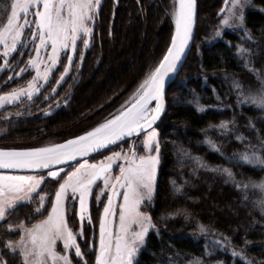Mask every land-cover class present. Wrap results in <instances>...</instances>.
Listing matches in <instances>:
<instances>
[{
	"label": "trees",
	"instance_id": "1",
	"mask_svg": "<svg viewBox=\"0 0 264 264\" xmlns=\"http://www.w3.org/2000/svg\"><path fill=\"white\" fill-rule=\"evenodd\" d=\"M153 1L155 0H119L115 17L112 18L110 12L114 3L113 0H109L108 6L102 13L104 21L102 33L95 32L94 43L85 53L81 69L78 68V71L73 73V75L78 73L80 77L75 79L77 82H74L73 78L68 80L69 85L74 86V91L67 106L60 108L53 116L43 119L38 115L18 118L12 116L11 119H6L2 125L3 128L8 129L4 142L7 144L11 142L9 145L15 147L40 145L27 143H31L43 134V129L37 130L42 127H52L49 132L51 135L68 137L70 136L68 133L76 132L72 134L73 136L93 126L100 118L108 115L112 108L117 107L122 98L158 64L170 43L173 32V23L169 14L171 0H163L160 8L158 3ZM3 3L4 0H0V5ZM203 6L206 11L204 3ZM132 18L135 22L133 25L137 24L133 28L135 34H138L141 40L138 38L130 40L132 43H127L126 47L116 52L117 49L113 50L111 47L112 42L115 39L118 46L121 44L122 39L126 38L125 35L132 28ZM148 21L151 23L147 24ZM2 22L3 14L0 13V23ZM202 26L205 27L200 22L196 42L201 40ZM245 26L252 37L251 41L245 40V33L237 29L226 30L220 39L211 43L201 41V49L197 50L198 56L192 53L168 88L167 111L158 124L162 151L154 199L150 204L145 203L160 233L157 235L154 231L150 232L147 246L138 256L139 264H189V261L196 257H199L203 264H242L240 259L232 256L233 251L241 252L243 258L251 260L252 264L264 261V212L257 203L260 199H264V192L253 188L251 183L247 189L238 190L227 174L212 170L213 168L230 169L235 180L241 183L251 181L258 184L264 181V167L249 166L228 159L234 153L238 155L253 148L264 158V109L254 105L249 106L252 104L249 101L244 105L238 103L244 101L245 97L261 94L262 81H264V0L251 1L250 7L245 12ZM123 28H126L125 34ZM161 30L165 31V35L162 33L165 40L156 53L153 50L149 51L154 45L150 44L151 39L160 38ZM146 40L149 45H146L144 51L151 52L152 55L146 53V56L142 54L138 56L137 75H121L120 85L126 88L124 91L120 93L119 88L112 87L102 95L101 101L96 97L102 89L101 82L89 96L83 94L88 86L76 96L83 79L89 81L87 77L94 69L100 66L102 69L104 66L102 49L105 48V53L109 56V63L107 68L104 67V72L113 75L118 71L121 59L123 61L133 59V56L130 59L127 57L129 47L132 48L138 43L142 45ZM225 41L231 42V46ZM238 46L248 51L243 56H238L236 55ZM112 51H114V59L116 58L114 62L110 60ZM193 51L195 52L196 49L194 48ZM245 61H248L247 66ZM252 68L258 70L260 80L249 70ZM205 77H207L206 82ZM233 80L241 83L240 91L232 86ZM3 90L1 88L0 91ZM68 92L67 85H62L59 92L47 101L54 102L60 99L62 102L69 97H65ZM197 97L204 111L197 110L195 103ZM109 99V103H105ZM89 102H92L91 107L94 108L105 103L106 110L101 117L83 128L85 112L91 109L87 105ZM72 103L75 104V118H71L64 111ZM70 119L75 121L70 123ZM221 121H234V124H229L232 130L225 135H221L220 129L210 127L219 125ZM41 122L46 124L38 126ZM250 124L253 127H250ZM237 135H242L246 139L243 142L237 141ZM206 137L220 149L223 156L205 142ZM15 143L18 144L14 145ZM188 153L192 157H200L209 167L197 168ZM177 187L181 190L177 191ZM203 195L216 198L220 196L225 201L224 208L218 212L219 214L210 212L208 200L204 203L205 206L200 203ZM46 208L48 209L49 205ZM233 212L236 216L232 215ZM25 213V210L21 213L17 209L10 213L11 216L16 217L13 221L6 219L0 222V247H4L7 240L19 237V232H11L7 229L9 225L20 224ZM201 225L207 229L206 232L200 231ZM213 241H219L223 247L213 244ZM245 242L249 246H246ZM1 254L8 264H21L18 252ZM90 262L91 264L94 262L92 255L89 257Z\"/></svg>",
	"mask_w": 264,
	"mask_h": 264
},
{
	"label": "snow or ice",
	"instance_id": "2",
	"mask_svg": "<svg viewBox=\"0 0 264 264\" xmlns=\"http://www.w3.org/2000/svg\"><path fill=\"white\" fill-rule=\"evenodd\" d=\"M250 0H224V6L218 15L223 14L220 27L217 29L216 37H222L221 29H237L245 33L244 39L251 41L252 37L245 26V4ZM101 0H4L0 5V13L3 14V22L0 23V72L9 68L8 60L18 51V46H27L29 41L22 37L27 29L31 33L33 48L29 59L19 72L8 77V81L21 78L23 74L34 71L24 86L14 88L9 92L0 94V108L12 105L27 97L33 100L42 89L51 83L58 65L64 64L63 71L56 79V85L60 86L66 81L73 71L72 65L77 55L78 40L82 41L83 48L88 49L90 38L93 34L95 17L98 15ZM196 15V0H175L172 12L175 31L170 38L162 58L158 64L150 69L142 81L138 84L128 101L111 118L105 119L82 134L66 139L60 143H51L40 147L23 148H0V221H4L10 210H14L18 202H30L32 194L37 193L46 178L57 179L59 187L55 192L54 199L47 194L39 196V207L35 209L41 214V209L48 211L45 220L27 228L21 223L18 230L22 233L18 241L7 240L5 249L12 254L20 253L21 264H73V260L67 254L68 250L74 249L75 257L82 258L83 253L77 236L83 235V227L77 233L68 226L66 219L65 202L68 199L79 201V218L81 221L91 217L89 215V197L93 195V186L98 180H103L104 189L96 200L99 202L101 195L107 194V203L103 208V215L99 219L98 249L95 254V264H139L138 256L147 246V238L150 232L157 235L160 229L153 222L152 217L141 211L145 202L149 204L154 199L157 168L160 164L161 143L160 133L157 130V122L161 120L166 111L165 104V82L172 74L182 66L186 50L189 49L193 38V26ZM231 46V42L225 41ZM50 48V51L48 49ZM248 50L238 46L236 55L243 56ZM31 52L35 54L32 55ZM23 52H21V56ZM66 57L67 63H64ZM80 61L84 59V53H79ZM248 61H245L247 66ZM78 71V68L76 69ZM256 74L260 80L258 70L249 69ZM207 77H205V82ZM232 86L240 91L242 85L233 80ZM215 91V89H213ZM57 93V87L44 96V100L51 99ZM260 95L245 97L244 101H238L241 105L247 104L249 100L259 109H264V81ZM70 96L62 102L56 101V108L66 106ZM219 99V97H217ZM197 97L195 103L198 111H204L199 105ZM46 112L45 115H50ZM234 121H221L219 125L210 126L221 130V135L227 134L232 129L229 124ZM250 127H253L250 124ZM143 139L139 145L130 146L129 153L114 152L97 163H89L87 157L92 153H98L108 146L116 145L118 142H127L126 138ZM237 141L243 142L246 138L242 135L236 136ZM206 143L217 153L223 156L220 149L206 137ZM142 148L144 154H139ZM184 151V150H182ZM197 168H208L207 163L200 157H192ZM77 158H84L81 163ZM230 160L243 162L249 166L264 167V158L259 151L253 148L240 154H233ZM122 160L119 164V175L113 178V164ZM75 161L73 165L70 162ZM66 165L72 168L59 182L61 173L65 171ZM55 168V170H52ZM37 172L48 170L47 177L39 174H13L20 171ZM213 171H221L233 180L234 186L247 189L249 183L255 189L264 192V181L260 183L235 180L230 169L213 168ZM107 189V193H105ZM177 191L181 189L176 188ZM71 192V197L69 196ZM123 202L117 205L114 200L121 196ZM247 199V197H245ZM46 202L51 204L50 210L46 208ZM261 211L264 212V199L257 201ZM119 211V225L113 230L111 217ZM8 231H16L13 226H8ZM201 232L207 229L201 225ZM227 239V238H225ZM57 241L63 242L64 254L56 251ZM223 247L219 241H213ZM246 246H249L245 242ZM205 247L207 248V242ZM3 249H0V253ZM212 255L213 253H207ZM232 256L240 259L242 264H252L251 260H245L241 252L233 251ZM0 264H8L0 254ZM85 264L87 262L85 261ZM189 264H203L196 257ZM259 264H264L260 261Z\"/></svg>",
	"mask_w": 264,
	"mask_h": 264
},
{
	"label": "rangeland",
	"instance_id": "3",
	"mask_svg": "<svg viewBox=\"0 0 264 264\" xmlns=\"http://www.w3.org/2000/svg\"><path fill=\"white\" fill-rule=\"evenodd\" d=\"M108 1L109 0H101V5L99 7V11H98V15L95 17L94 23L90 24L91 27H93V34L92 37L90 38V46L88 49H84L83 48V44L82 41L78 40L77 44H78V48H77V55L74 57V64L72 65L73 71L70 73L69 77L66 78L65 82H62V84L60 86L56 85V79L59 78L60 72L63 71V66L64 64H60L58 65V70L55 71L53 78L51 80V83L48 84L45 88L42 89L41 93H39L33 100L29 101L27 99V97H24L21 99L20 102L14 103L12 105H5L2 108H0V148H23V147H15L13 145H9L10 143H5L4 140H6L4 137L7 134V127L3 128V122H5L6 119L8 118H12L16 117V115L18 116H23L26 117L28 115L34 114V115H39L43 110H46L47 108H50L52 105L56 104V101H60V99H56L54 102H48L47 100H44V96L51 92V89L53 87H57V93L59 92V90L61 89L62 85H67V88L69 89V92L65 95L66 96H71L73 91H74V86L73 85H69L68 80L70 81V79H75L79 76L78 73H75L73 75L74 72H76L77 68L81 69V65L83 63V61H80L79 58V53L81 51H83L84 56L85 53L92 47L91 45L94 43L95 40V32H99L102 33V24H103V19H102V13L103 11H105L106 7L108 6ZM158 3V7H162L163 4V0H155ZM153 1V2H155ZM251 1L247 4H245V12L246 10L250 7L251 5ZM107 2V3H106ZM224 0H197V22H196V30H195V37H194V42H193V46H192V50L189 54V57L192 56V53L196 54L198 56L199 51L201 49V41L202 42H206V43H211L212 41H216L218 39H220L221 37H216L215 33L217 31V29L220 27V22L223 19V14L221 16H218V12L220 10V8L223 5ZM243 2V0H242ZM113 7H112V12H110V15L112 18L115 17L116 14V10L119 4V0H113ZM204 5L206 6V11H204ZM175 7V0H171V6L169 8L170 11V18L172 20L173 23V31H174V19L172 17V12L174 10ZM101 12V13H100ZM143 21V20H142ZM200 22H202L203 25H205V27L203 28V31H201L202 37L201 40L196 42V34L198 31V24H200ZM134 19L132 18V23L131 26L132 28L129 29V33L127 35H125V39L123 38L121 41V44L118 46L115 42V39L112 42L111 47L113 48V50L117 49L116 52H118L120 50V48L126 47L127 43H132V41L130 42V40L136 39L138 38V40H141V37L138 36V34H135L134 31V27L137 24H134ZM151 23L150 21L147 22V24ZM161 26H163V23L161 24ZM98 29V30H97ZM124 29V34L126 33V28ZM226 30H230V29H221L222 31V35ZM162 31V30H161ZM159 32V34H161L160 38L156 37L154 40L151 39L150 44H154L152 46L153 49H149V51H154V53H156L158 51V48L162 45V42L165 40V36H163V34L165 35V31ZM163 33V34H162ZM173 35V32H172ZM102 37V34L100 36V39ZM24 40L29 41V43L27 44L26 47H24L23 45L18 46V51L16 53L13 54L12 57L9 58L8 60V64H9V68L3 70L2 72H0V87L2 89H4L3 91H0V94L6 93L11 91L14 88H18L21 86H24L26 84V82L31 79V76L34 75V71L29 70V72L25 73L22 75L21 78H14L11 81H8V77L9 76H13L15 72H19L20 68L24 67L26 64V61L29 59V55H30V51L33 48L31 41V33L30 31H28L27 29L24 32V35L22 37ZM99 39V42H100ZM102 40V39H101ZM147 43V44H146ZM141 43H138L137 45H135L134 47L132 46L129 47L130 49L127 51V57L128 59H130L131 56H133L132 60H125L123 61L121 59L120 61V65H119V69L118 71H115V73L113 75H111V73L109 74H105L104 69L107 68V65L109 63V56L108 54H106L105 52V48L102 49V53L103 58H104V66L101 69V66L98 67L97 69L95 68L94 71L92 72V74L90 76H88L87 78H89V81H86V79L84 78L82 83L80 84V87H78L77 91H76V96H79V93L81 92V90L83 88L84 91L83 94L85 93V96H89L91 91L93 89L96 88L97 84H100L102 82V89L101 91L98 92V95L96 96L99 100L102 99V95H104V93L106 91H108L109 89H112V87H117L119 88L118 90L120 91V93L122 91H124L126 88H124V86L120 85L121 83V75L123 74H132V75H137L138 72V56L139 55H143L146 56L147 55H152L151 52H146L144 51V48H146V45H149L148 41H144V43L142 45H140ZM103 45V44H102ZM131 45V44H130ZM194 48L196 49V51L194 52ZM48 51H50V48L48 49ZM21 52H23V55L21 56ZM114 51H112V55H110V60L112 62H114ZM149 53V54H148ZM151 53V54H150ZM32 55H34V52H31ZM188 57V58H189ZM187 58V60H188ZM127 59V58H126ZM187 62V61H186ZM3 63V57H0V64ZM64 63H67L66 57H64ZM115 64H113L114 66ZM185 65V64H184ZM105 67V68H104ZM114 68V67H113ZM4 76V77H3ZM3 77V78H1ZM80 77V76H79ZM88 80V79H87ZM72 81V80H71ZM138 86V85H137ZM134 87L130 92H128L127 95H125L122 100L118 103V106L115 107L114 109L112 108V111L106 115L105 117L100 118V120L95 123L93 126H90L88 129L96 126L98 123L103 122L105 119L111 118V115L115 114L120 107L125 104L126 101L129 100V98L132 96L133 92L135 91V89L137 88ZM0 88V90H1ZM54 96V95H53ZM64 97V98H65ZM62 98V99H64ZM39 100V101H34V100ZM102 101V100H101ZM110 99L105 102V103H109ZM249 102L252 103L251 100H249ZM103 103L102 105H98L97 107H91L92 106V102L87 103L88 106H90L91 109L86 110L85 115H84V122H83V128H86L88 124L90 123V119L97 114V118L101 117L102 114L105 112L106 108H104L105 104ZM36 106V107H35ZM74 108H75V104H70V106H68L64 111L71 116V118H75V114H74ZM11 116V117H10ZM30 117V116H28ZM71 120V119H70ZM75 121L71 120V122ZM46 122H41L38 123V126H43L45 125ZM47 126V125H46ZM82 126V125H81ZM45 127V126H44ZM50 128L52 127H48V128H40L37 130H41L43 129V134H40V137L34 141H32L31 143H27V144H40L37 146H28V147H40V146H44V145H48L51 143H60L66 139L72 138L76 135H73L76 132H71L68 133V137L66 136H55V135H51L50 132ZM82 130V129H81ZM83 130V131H86ZM157 130L160 133V130L158 128L157 125ZM40 132V131H39ZM10 136H8L9 138ZM143 137L140 136L138 138H132L130 140H128L127 142H124L106 152H103L101 154H98L96 156L90 157L88 158L89 163H97L101 160H103L105 157H108L110 155H112V153L114 152H121L122 155L124 153H129V149L130 146H132L133 144L139 145L140 142L142 141ZM160 139V137H159ZM5 143V144H4ZM160 143H161V139H160ZM18 143H15L14 145H17ZM7 145V146H5ZM25 147V146H24ZM139 154H144V150L142 148L138 149ZM81 163L83 161H80ZM123 163L122 160H118L113 164V168H112V176L113 178L117 175H119V167L118 165ZM76 163H74L73 165H75ZM65 171L63 173H61V177L58 178L59 182H62L63 177L67 175L68 171H72L71 167L65 166ZM158 169L159 166L157 168V175H156V181H157V177H158ZM55 170V169H54ZM13 174H19V173H13ZM30 174H39V175H45L47 177V172H40V173H30ZM156 183V182H155ZM53 186H55L54 188H52ZM59 187V183L57 182V179L54 178H46V181L41 185V188L38 189L37 193L32 194V199L29 202L31 204V219H27L22 221L21 223H23V225L27 228H31L34 224L39 223L40 221H43L47 218L48 216V211L44 210L43 208L40 210L41 214H37L35 212V209H37L39 207V196L40 195H44L47 194L50 198L54 199V195L56 190ZM52 189V190H51ZM104 189V184H103V180H98L96 182V185L93 186V195L89 197V215L91 217L90 221L88 219H85L84 221H81L79 218V201H78V197L76 199H68L65 202V207H66V219L68 222V226L73 230L74 233H77L81 230V227H83V235L82 236H77V242L80 244L82 253H83V257L82 258H77L75 257V252L74 249L68 250V255L70 256V258L73 260V264H85V261L87 262V264H91V262L89 263V257L90 255L93 256V264L95 263V254H96V250L98 249V236H99V219L100 217L103 215V208L104 205L107 203V194L101 195L100 201L98 202L96 200V195H99L101 193V190ZM105 193H107V189L104 190ZM69 196L71 197V192H69ZM202 203L203 206L204 203L207 201L208 205H209V210L211 213L215 212L218 213L220 212L224 206L223 203H225V201L219 196V198L216 197H208L203 195L202 196ZM207 198V199H206ZM205 199V201H204ZM114 202L119 205L120 203L123 202V198L122 195L118 196L115 198ZM20 203V202H18ZM146 203V202H145ZM199 203V202H198ZM199 203V204H200ZM201 204V205H202ZM49 205L48 210H50L51 204L46 202V206ZM141 211L148 213L145 205L142 206ZM234 216H236L235 212H233ZM219 214V213H218ZM236 220V219H235ZM111 221H112V228L113 230H117L118 229V225H119V211L117 208V212L115 214V216L111 217ZM20 223V224H21ZM20 224H17L16 226H13V228L18 230V226ZM13 232V231H11ZM18 232L20 233L21 236V232L18 230ZM20 239V237H19ZM18 239V240H19ZM18 240H14V241H18ZM56 251L64 254L65 250L63 249V242L62 241H57V245H56ZM18 252V251H17ZM19 253V252H18ZM20 255V253H19ZM20 260H22V257L20 255Z\"/></svg>",
	"mask_w": 264,
	"mask_h": 264
},
{
	"label": "water",
	"instance_id": "4",
	"mask_svg": "<svg viewBox=\"0 0 264 264\" xmlns=\"http://www.w3.org/2000/svg\"><path fill=\"white\" fill-rule=\"evenodd\" d=\"M222 6H224V2H223V5H222ZM218 13H219V12H218ZM221 15H222V14H220V15H218V16H221ZM196 22H197V0H196V15H195V22H194V26H193V38H192V40L190 41L189 49L186 50V55H185V57H184V59H183L182 66L178 68V71H177L175 74H172L171 78L166 79V82H165V104H166V111H167V91H168V88H169V86L175 81V79L177 78L178 74L180 73L181 69L183 68L184 64L186 63L187 58L189 57V54H190V52H191V50H192V46H193V42H194V37H195V30H196ZM174 31H175V25H174ZM174 31H173V34H174ZM69 101H70V100H69ZM61 107H62V106H61ZM61 107H59V108L54 107L53 109L48 110V111H46V112H51V114H52V113L56 112L57 110H59ZM166 111L162 114L161 120L163 119V117H164ZM46 112H44V114H43L44 117L48 116V115H45ZM51 114H50V115H51ZM161 120H160V121H161ZM160 121L157 122V125L160 123ZM81 134H82V133H81ZM130 139H132V138H126V141H128V140H130ZM62 142H63V141H62ZM123 143H124V142H123ZM120 144H122V142H118V143H117L116 145H114V146L110 145V146H108L106 149L100 150L98 153H92V154L89 155V157H87V159L90 158V157L96 156V155H98V154H101V153H103V152H106V151H108V150H110V149H112V148H114V147H116V146H118V145H120ZM77 159H78L79 161H83L84 158H77ZM70 163H71V164H74V163H76V162L73 161V162H70ZM65 166H66V165H60V166H56V167H65ZM54 169H55V168H53L52 170H54ZM47 171H48V170H38L37 172H30V171L24 170V171L14 172V173L28 174V173L47 172ZM94 264H95V263H94Z\"/></svg>",
	"mask_w": 264,
	"mask_h": 264
},
{
	"label": "flooded vegetation",
	"instance_id": "5",
	"mask_svg": "<svg viewBox=\"0 0 264 264\" xmlns=\"http://www.w3.org/2000/svg\"><path fill=\"white\" fill-rule=\"evenodd\" d=\"M66 106H67V105H66ZM35 107H36V106H35ZM54 107H56V104L52 105L50 108H47L46 110H43V111L38 115L39 118H42V119H43V118H47V117H50V116H53L54 114H56L60 109L57 110L56 112L52 113L51 115H48V116H46V117L43 116L44 112H46V111H48V110H51V109H53ZM62 107H64V106H62ZM62 107H61V108H62ZM28 116H30V117H35L34 114H31V115H28ZM16 117L18 118V117H21V116L16 115ZM23 207H25V208H23ZM30 208H31V204H30L29 202H20V203H18V205L15 207L14 210H10V211H9V213L7 214L6 219H7V220L9 219V221H13L16 217H15V215H14V216H11L12 214H10V213L17 211V209H18V211L21 212V213H22L24 210H25V212H26V213L23 215L24 218H22V220H20V222H22V221H24V220H27V219H31L32 216L30 215V214H31V210H30ZM6 219H5L4 221H6ZM0 222H2V221H0ZM14 226H16V225H14ZM13 232H18V230L13 231ZM19 237H20V233H19ZM19 237H18L17 239H9V240H12V241H14V240H18ZM0 249H3V252H10L9 250L5 249V246H4V247H0ZM3 252H2V253H3ZM0 254H1V253H0Z\"/></svg>",
	"mask_w": 264,
	"mask_h": 264
},
{
	"label": "bare ground",
	"instance_id": "6",
	"mask_svg": "<svg viewBox=\"0 0 264 264\" xmlns=\"http://www.w3.org/2000/svg\"><path fill=\"white\" fill-rule=\"evenodd\" d=\"M96 118H97V114L94 115V116L90 119V123L94 122V121L96 120ZM28 174H30V173H28Z\"/></svg>",
	"mask_w": 264,
	"mask_h": 264
}]
</instances>
